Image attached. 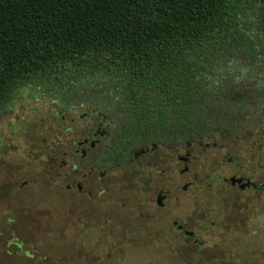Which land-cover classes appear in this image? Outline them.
I'll list each match as a JSON object with an SVG mask.
<instances>
[{"label": "trees", "instance_id": "1", "mask_svg": "<svg viewBox=\"0 0 264 264\" xmlns=\"http://www.w3.org/2000/svg\"><path fill=\"white\" fill-rule=\"evenodd\" d=\"M25 89L91 102L134 140L247 135L264 123V0H0V114Z\"/></svg>", "mask_w": 264, "mask_h": 264}, {"label": "flooded vegetation", "instance_id": "2", "mask_svg": "<svg viewBox=\"0 0 264 264\" xmlns=\"http://www.w3.org/2000/svg\"><path fill=\"white\" fill-rule=\"evenodd\" d=\"M51 101L58 108L57 138L52 136L51 143L55 139L56 145L46 149L52 163L42 175L52 190L44 195L47 200L62 198L87 214L90 222L82 216L76 219L83 229L78 228L77 234L86 235L92 229L97 241H122L124 230L115 233V221L124 226L125 211L146 228L163 223L164 231L185 245L202 246L209 238H222L232 226L231 235L238 239L241 223L248 227L249 236L264 242L263 122L254 125L259 130L244 136L217 133L195 139L187 129L178 139L175 129L143 132L134 140L126 124L91 102L62 97ZM32 183H14L17 190L11 195L25 198ZM26 197L23 204L31 202ZM10 220L8 224L19 221L11 216ZM16 232L11 231V237L18 242ZM158 238H162L160 234ZM10 246L8 241L7 248Z\"/></svg>", "mask_w": 264, "mask_h": 264}, {"label": "rangeland", "instance_id": "3", "mask_svg": "<svg viewBox=\"0 0 264 264\" xmlns=\"http://www.w3.org/2000/svg\"><path fill=\"white\" fill-rule=\"evenodd\" d=\"M51 99L42 90L25 89L0 114V264H264V257L259 256L264 253V242L249 236L243 223L240 238L231 235L232 226L226 228L227 235L209 238L202 246L193 242L185 245L164 231L161 222L146 228L133 216L127 217L125 211L124 226L115 221V233L124 230L122 241H97L92 229L86 235L77 234L78 228L83 229L76 219L82 216L90 222L87 214L62 198L47 200L44 195L52 190L42 175L52 163L46 149L56 145L57 138L54 127L58 108ZM24 180H33L26 195L30 196L28 204H23L27 198L23 194L11 195L16 194L14 183ZM10 216L18 218L17 224L7 223H11ZM15 229L18 242L11 237ZM105 230L108 232L109 227Z\"/></svg>", "mask_w": 264, "mask_h": 264}]
</instances>
